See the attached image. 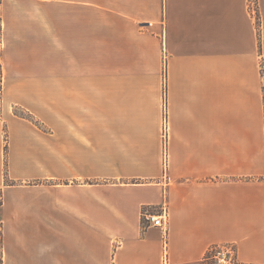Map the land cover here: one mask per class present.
<instances>
[{
    "label": "crops",
    "instance_id": "crops-1",
    "mask_svg": "<svg viewBox=\"0 0 264 264\" xmlns=\"http://www.w3.org/2000/svg\"><path fill=\"white\" fill-rule=\"evenodd\" d=\"M257 5L258 29L247 0L8 7L4 264H210L208 248L224 243L235 246L232 264H264ZM164 200L166 237L142 214Z\"/></svg>",
    "mask_w": 264,
    "mask_h": 264
},
{
    "label": "built area",
    "instance_id": "built-area-1",
    "mask_svg": "<svg viewBox=\"0 0 264 264\" xmlns=\"http://www.w3.org/2000/svg\"><path fill=\"white\" fill-rule=\"evenodd\" d=\"M247 7L254 21H260L257 0H247ZM166 111V104H164V113L162 120V137L164 140L162 158L163 173L159 180L164 187L171 182L167 155L168 124ZM142 214L148 224L160 227L164 232V236L166 237L168 226V204L166 200H164L155 210L150 211L148 209H145L143 210ZM204 259L210 264H232L235 260V246L231 243L211 245L204 256Z\"/></svg>",
    "mask_w": 264,
    "mask_h": 264
},
{
    "label": "trees",
    "instance_id": "trees-1",
    "mask_svg": "<svg viewBox=\"0 0 264 264\" xmlns=\"http://www.w3.org/2000/svg\"><path fill=\"white\" fill-rule=\"evenodd\" d=\"M2 0H0V5ZM255 26L258 29L260 27V21L257 20L255 22ZM3 37H4V25H3V16L0 10V93L2 91L3 86V64H2V49H3ZM260 77H261V93H262V104H263V115H264V59L261 60L260 63ZM5 183L12 184L13 182H9L6 176L4 175ZM1 207H2V190L0 188V264H4V240H3V221L1 216Z\"/></svg>",
    "mask_w": 264,
    "mask_h": 264
},
{
    "label": "rangeland",
    "instance_id": "rangeland-1",
    "mask_svg": "<svg viewBox=\"0 0 264 264\" xmlns=\"http://www.w3.org/2000/svg\"><path fill=\"white\" fill-rule=\"evenodd\" d=\"M28 0H2V3L0 5V10L3 15L7 13V9L9 6H26ZM4 51L2 49V57H3Z\"/></svg>",
    "mask_w": 264,
    "mask_h": 264
}]
</instances>
